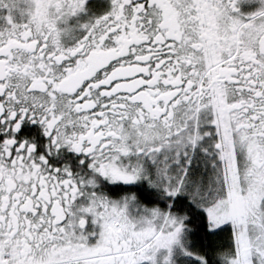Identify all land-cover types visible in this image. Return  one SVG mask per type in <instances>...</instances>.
I'll return each instance as SVG.
<instances>
[{
  "label": "snow or ice",
  "instance_id": "obj_1",
  "mask_svg": "<svg viewBox=\"0 0 264 264\" xmlns=\"http://www.w3.org/2000/svg\"><path fill=\"white\" fill-rule=\"evenodd\" d=\"M0 264H264V0H0Z\"/></svg>",
  "mask_w": 264,
  "mask_h": 264
}]
</instances>
